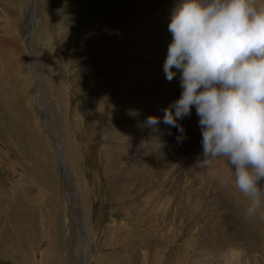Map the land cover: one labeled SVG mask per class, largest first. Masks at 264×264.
<instances>
[{"label": "rangeland", "instance_id": "1", "mask_svg": "<svg viewBox=\"0 0 264 264\" xmlns=\"http://www.w3.org/2000/svg\"><path fill=\"white\" fill-rule=\"evenodd\" d=\"M133 1L0 0V264L69 262L70 246L63 223L64 183L58 178L52 141L64 149L67 131H71L67 134L70 147L72 140L79 143L76 159L70 158V162L84 185L85 197H90L92 210L89 219L92 260L87 264H98L102 255L106 258L111 252H114L112 264H121L116 256L119 248L103 245V230L112 219L119 224L121 215L112 206L103 180L102 147L108 145L110 151L113 129L120 123L124 129L122 137L114 143L126 140L130 158L137 156L145 140L141 136L143 126L145 132L154 131V126L147 125V118L154 116L161 121L164 109L181 92L179 77L166 79L162 58L144 63L138 74L146 81L138 78L135 83H142L146 89L133 91L137 86H131L129 96L133 94L136 98H129L128 104L124 105L127 99L120 97L122 91L100 89L108 73L109 55L125 42L123 20L129 17L127 8ZM171 38L168 32L160 40ZM152 40L154 37L148 42L154 44ZM107 45L113 48L105 53ZM32 83L41 90L37 100ZM132 111L137 114L131 115ZM193 118L198 116L191 110V115L179 122L186 133H197L200 147L190 152L192 147L185 142L177 143L179 133L166 125L161 139L169 138L172 144H159L164 148L157 158L159 162L165 151L173 149V156L166 154L162 162L165 166L178 163L187 175L190 169L192 172L191 161L195 164L196 157L202 155L201 132ZM158 177L161 178L159 173ZM187 178H175L171 185L180 189L186 185V190L192 192L193 205L199 209L193 228L174 226L172 221L164 224L170 230L165 232L167 236L162 232L164 239L151 242L150 247L146 244L148 239L142 238L144 245L137 246L135 257H130V248L125 264H151L150 257L155 252L151 254L152 247L159 253L154 264H264V221L245 218L248 201L232 205L228 193L222 189L213 192V187L199 182L194 175L190 184L185 181ZM46 184L51 186L48 188ZM205 200L207 203L201 205ZM86 209L89 212L88 205ZM183 214L184 219L190 216ZM125 225L129 226L127 241L135 244L136 221L129 218ZM199 225V231L194 230ZM139 230H143L141 224ZM204 245L207 248L202 249Z\"/></svg>", "mask_w": 264, "mask_h": 264}, {"label": "bare ground", "instance_id": "2", "mask_svg": "<svg viewBox=\"0 0 264 264\" xmlns=\"http://www.w3.org/2000/svg\"><path fill=\"white\" fill-rule=\"evenodd\" d=\"M179 2L180 0H134L128 6L127 14L129 17L123 20L124 28H122L125 30V42L122 43L118 49L112 52L107 59L108 63L106 65L108 66V73L105 75V81L99 85L103 92H107L108 89L109 91L111 89L118 90V93L122 91L120 97L127 99L124 103L125 105L131 102L129 98L134 97L133 100L136 98L133 94L129 96L131 86H137V89H134L133 91H144L143 89H146V86L144 87L142 83H135V79L140 78L142 81H146L143 75L138 74L139 71L141 73L145 62L153 60L154 58H162L161 62L164 63L167 56L168 45L172 41V38L171 40H165L163 42L160 40V37L169 32L168 24L170 23L171 14ZM153 37L154 40L151 42L154 44H151L148 42V40L153 39ZM156 40L157 42L155 43ZM112 48L113 45H107L104 52L108 53ZM172 71L176 73L175 76L178 78L179 71H177L175 68H173ZM35 85V83H32L33 93L35 94L37 100L39 96L37 93L41 92V90H39ZM192 111H195V108L192 109ZM45 116L48 120H50L49 115ZM102 116L104 118L107 117L106 114H103ZM124 117L126 118V115H124ZM193 121L198 129V118H193ZM179 123L182 124V122ZM165 126L166 124L163 123L162 119L157 124V129L154 125V131L152 134L145 132L143 126L141 136H143L145 140L140 144L141 152L133 158H130L128 153V145L126 140L124 143H114V141L122 137L121 133L124 130L123 124L118 123L113 129V136L111 138L112 145L110 151L108 145L102 147L103 154L100 157V162L102 164V174L104 176L103 180L105 181L104 183L106 184L107 190L111 197L112 206L117 208L121 215L119 224H115L112 219L109 221V225L107 224L105 227V230H103V245L110 246L112 249L119 248V251H116V256L120 257V259H118L121 264H125L127 262L129 252L128 250L130 248L131 250L129 255L132 257L134 256L137 246L140 247L144 245L142 238L148 239L146 244L149 247L151 242L164 239V234L162 232L165 233L166 231H170L164 226V224L172 221L174 226L179 225L184 228L192 229L193 224L197 219V213L199 209L193 205L194 199L192 192H188L186 190L188 186L186 187V185H184V187L180 189L174 185H171L175 182V178H187V174L182 171L183 167H181V165L178 163L176 166L174 163L172 166H165V162H162L166 154L169 153L173 156L174 150L172 149L165 151V153L161 155L159 162L157 160L160 151L162 148H164L162 145L172 144L169 142V138H167V141H163V139H161L163 132L166 131ZM50 127L52 129V126ZM53 129H55L54 126ZM175 130L177 131L176 128ZM68 132L71 131H67L66 133V145L64 149L52 139L51 135L49 136L52 139L53 146L56 150L55 158L58 172L60 173L58 178L61 183H64L63 192L66 200L64 206L66 210V216L64 215L65 219L63 223L67 232L65 233L67 234L66 241H68L70 246L71 257H67L69 259L67 264H87L88 261L90 262L92 260V252L90 249L92 248L91 241L93 238L91 237L89 224L92 210L90 209L89 205L90 197L89 199L88 197H85L84 185L82 182H80L76 168H73L70 162L71 159L74 161L76 159L74 157L77 153L76 147L77 149L79 148V143L76 140H72L74 144L72 143L70 147L69 139H67L69 138L67 136ZM53 134L57 135L54 130ZM185 136L186 139L183 140V142H185V144H189L192 147L190 152L195 148L200 147L197 133L194 134L185 132ZM108 152L109 156L107 155ZM112 152L113 157H110ZM154 156L156 158L152 160ZM199 157L201 156H197L196 159ZM184 163L187 164L186 161ZM191 163L192 165H189V169L191 166L192 172L191 169L190 172L187 171V176L189 178L185 180L188 184L193 182L191 175H194L199 182H203L211 188L213 187V192L216 189H222L223 192L228 193V200L230 198L229 202L232 205H237V203L246 200L238 192V190L232 186L230 172L223 158L215 161L211 167L202 168L196 165L197 162L194 164L191 161ZM147 166L150 167L147 168ZM158 173L161 176L160 179L158 177ZM206 176H208V179L205 178ZM218 176H223L224 179L228 181L227 186L220 185L217 178ZM41 177L49 179L45 175H42ZM50 184H46V186L48 185L49 188L51 186ZM155 185L158 186V189L161 192L156 188ZM181 191H183L182 194ZM187 197L188 200L186 199ZM190 202L193 205L192 208ZM203 203H207V200L200 204L202 205ZM87 205L89 212H87L86 209ZM247 206L248 204L245 205V209ZM82 209H85V212ZM240 211L243 212L241 207ZM183 213H190V216L188 218L186 217L187 219H184L186 214ZM129 218H133L136 221V231L138 233L135 235V239H138V241H135V244L131 243L132 247L131 244H129L130 242L127 241L129 237V226L125 225ZM255 218L264 221V219H261L259 215H257ZM140 224L143 228L142 231L139 230ZM199 227L200 225L196 226L194 230L199 231ZM100 230L101 229H98V231ZM165 236H167V234ZM71 238L73 244L70 245ZM206 245H204L202 249H204ZM65 248L67 251L68 247L66 246ZM153 251H155L156 254H154V252L153 256L150 257L151 264H154V259L159 256V253L152 247L151 254ZM78 252L80 254H78ZM113 254L114 252H111L109 256H105L106 258H104L102 255V257L99 258L100 260L97 261L98 264H112V261L114 260ZM125 259L126 261H124ZM193 263L196 264V262Z\"/></svg>", "mask_w": 264, "mask_h": 264}, {"label": "clouds", "instance_id": "3", "mask_svg": "<svg viewBox=\"0 0 264 264\" xmlns=\"http://www.w3.org/2000/svg\"><path fill=\"white\" fill-rule=\"evenodd\" d=\"M168 31L163 70L169 81L172 69L179 71L181 92L164 109L163 123L177 129L182 143L179 121L194 107L202 145L196 165L223 158L232 186L248 201L245 218L264 219V0H180Z\"/></svg>", "mask_w": 264, "mask_h": 264}]
</instances>
